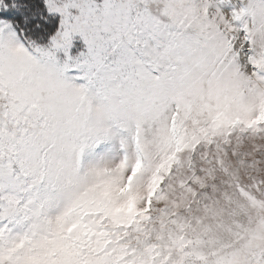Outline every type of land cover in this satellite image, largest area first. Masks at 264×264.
Returning a JSON list of instances; mask_svg holds the SVG:
<instances>
[{
	"label": "snow or ice",
	"instance_id": "1",
	"mask_svg": "<svg viewBox=\"0 0 264 264\" xmlns=\"http://www.w3.org/2000/svg\"><path fill=\"white\" fill-rule=\"evenodd\" d=\"M0 264H264V0H0Z\"/></svg>",
	"mask_w": 264,
	"mask_h": 264
}]
</instances>
